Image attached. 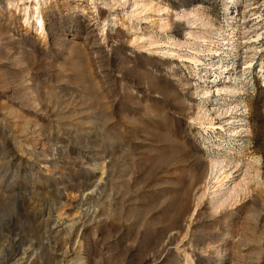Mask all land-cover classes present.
<instances>
[{
	"label": "rangeland",
	"instance_id": "obj_1",
	"mask_svg": "<svg viewBox=\"0 0 264 264\" xmlns=\"http://www.w3.org/2000/svg\"><path fill=\"white\" fill-rule=\"evenodd\" d=\"M84 195L79 264H264V0H0V256Z\"/></svg>",
	"mask_w": 264,
	"mask_h": 264
},
{
	"label": "bare ground",
	"instance_id": "obj_2",
	"mask_svg": "<svg viewBox=\"0 0 264 264\" xmlns=\"http://www.w3.org/2000/svg\"><path fill=\"white\" fill-rule=\"evenodd\" d=\"M186 15H184V17ZM38 21H39V24L41 25L42 19H39ZM189 63L191 65H193L194 67H196L197 64L200 63V61H199V58L195 56V57H192L189 59ZM208 83H209V81H208ZM216 92H219V90H217ZM205 93L207 94V92H205ZM203 114H202V116H203ZM202 119H203V117H202ZM205 119H204V121H205ZM213 127H214L213 129H221V126H213ZM221 167H222L221 162H213L210 164L211 172L216 171V170L218 171L221 169ZM233 190H235V189L233 188ZM89 199H90V197L88 195H86V196L84 195L83 197H81L80 202L78 204V208L80 211L77 213L76 218H72V219L66 220L64 222L56 221V217L54 216V213L57 209V205L62 201L61 197L55 198L53 205H51L49 207H43V208L38 209L37 211L31 213L30 219L35 226V228H34L35 234H37L41 240H45V242L47 243V246H49V247L53 246L57 251L61 252L58 255L59 264H79L77 261H75L73 259H66L67 258V252L63 249L70 242H74V244H76V240L81 239L80 237L83 236L82 234H84L83 232L85 230V226H86L87 222L92 220V216H93L92 214H94V213H93L92 207H90L91 204H89ZM34 203H33V205H34ZM23 204H24V202H23ZM25 205L27 207L28 204L25 203L23 206H25ZM37 205H38V203H37ZM21 211H22V209H21ZM23 211H24V209H23ZM27 213H28V211H27ZM16 237H18V236H16ZM9 240H12V241H9V244H10V242L16 243L15 240H13V238L9 239ZM17 242H18V240H17ZM1 246L2 247H0V253H4V251L6 249V245L2 244ZM23 246H22L21 250L17 249L16 251L14 250V252H12V253H8V254L4 255L3 257L0 256V264L2 262H3L2 264H23V263H25L24 260H26L27 258L33 257L38 252L37 251L38 247L36 248V242L35 241L27 240L26 247L23 248ZM17 248H18V246H17ZM10 252H11V249H10Z\"/></svg>",
	"mask_w": 264,
	"mask_h": 264
}]
</instances>
